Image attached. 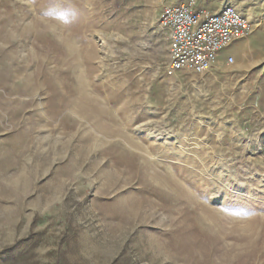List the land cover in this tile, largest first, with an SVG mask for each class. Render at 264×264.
<instances>
[{
    "label": "rangeland",
    "instance_id": "374dc122",
    "mask_svg": "<svg viewBox=\"0 0 264 264\" xmlns=\"http://www.w3.org/2000/svg\"><path fill=\"white\" fill-rule=\"evenodd\" d=\"M184 1L0 0V264H264V0L170 77Z\"/></svg>",
    "mask_w": 264,
    "mask_h": 264
},
{
    "label": "built area",
    "instance_id": "2783aa9c",
    "mask_svg": "<svg viewBox=\"0 0 264 264\" xmlns=\"http://www.w3.org/2000/svg\"><path fill=\"white\" fill-rule=\"evenodd\" d=\"M198 7L197 1L186 0L159 15L158 27L169 46L166 73L170 77L182 70H213L224 51L251 32L249 19L233 4L214 12ZM234 62L231 55L226 59L229 65Z\"/></svg>",
    "mask_w": 264,
    "mask_h": 264
},
{
    "label": "crops",
    "instance_id": "0c3cea01",
    "mask_svg": "<svg viewBox=\"0 0 264 264\" xmlns=\"http://www.w3.org/2000/svg\"><path fill=\"white\" fill-rule=\"evenodd\" d=\"M252 31L256 32L257 30L255 29V30H252ZM247 41H248V44L249 43L251 44V42H252L250 37L247 38ZM240 42H238V43H240ZM243 43L246 44L245 41H243ZM242 45L243 44H241L238 47H236V50H235L236 56L238 57V61H239V58H240V63H241V67L243 68L242 69L243 71H253L255 69L254 67L257 65V63L259 61L257 62L255 60V58H252V60L248 59L247 62H245V60L243 59V55H244L245 50L243 49Z\"/></svg>",
    "mask_w": 264,
    "mask_h": 264
},
{
    "label": "bare ground",
    "instance_id": "6f19581e",
    "mask_svg": "<svg viewBox=\"0 0 264 264\" xmlns=\"http://www.w3.org/2000/svg\"><path fill=\"white\" fill-rule=\"evenodd\" d=\"M80 111V110H79ZM84 111V113H85V110H83ZM119 133H120V131H119ZM15 183V182H14ZM141 209V208H140ZM135 210H136V208H135ZM132 212V211H131ZM131 212H130V214H131ZM136 213V212H135ZM136 215V214H135ZM143 214H141V216H142ZM140 216V215H139Z\"/></svg>",
    "mask_w": 264,
    "mask_h": 264
}]
</instances>
